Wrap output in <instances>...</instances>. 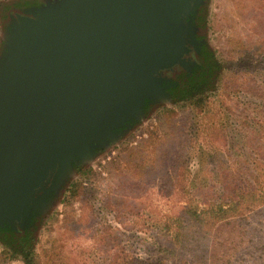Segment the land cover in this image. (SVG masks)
<instances>
[{
	"label": "rangeland",
	"instance_id": "374dc122",
	"mask_svg": "<svg viewBox=\"0 0 264 264\" xmlns=\"http://www.w3.org/2000/svg\"><path fill=\"white\" fill-rule=\"evenodd\" d=\"M54 1L0 0V63L8 49L12 10L25 2L37 8ZM200 10L203 22L197 34L209 50L211 74L191 89L147 100L140 114L117 129L113 139L69 165L33 215L32 250L37 264H117L124 258L200 264L202 251L206 264H264V209L259 212L263 218L245 209L250 215L239 223L242 226L209 230L187 224L183 230L172 224V218L181 216L187 206V195L174 179L182 159L175 157L181 147H193L188 137L179 140L184 127L178 125L189 122L200 99L210 98L207 106L212 108L217 106L215 100L221 109L218 116L203 118V123H215L219 117L249 125H239L226 141L217 129L204 126L199 156L190 169L196 174L194 164L207 159L211 181L204 194H198L200 187L189 193L193 197L189 203L203 208L200 196L217 200L221 195L217 183L222 179L246 190L245 171L236 159L250 167L264 163V0H203ZM241 53H250L254 59L248 64L238 57ZM164 120L165 128L172 129L166 134ZM233 140L242 145L244 155L233 154L239 152L232 147ZM140 162L150 168L148 175L136 169ZM218 164H222L221 172L211 171ZM203 232L210 234L211 241L200 238ZM176 233L183 234L181 244ZM191 234L198 240L191 239ZM9 243L0 237V264H23L22 254Z\"/></svg>",
	"mask_w": 264,
	"mask_h": 264
},
{
	"label": "water",
	"instance_id": "95a60500",
	"mask_svg": "<svg viewBox=\"0 0 264 264\" xmlns=\"http://www.w3.org/2000/svg\"><path fill=\"white\" fill-rule=\"evenodd\" d=\"M203 0H56L14 10L0 63V227L21 230L69 165L165 94Z\"/></svg>",
	"mask_w": 264,
	"mask_h": 264
},
{
	"label": "trees",
	"instance_id": "16d2710c",
	"mask_svg": "<svg viewBox=\"0 0 264 264\" xmlns=\"http://www.w3.org/2000/svg\"><path fill=\"white\" fill-rule=\"evenodd\" d=\"M24 10L32 8L29 2H25L24 6H22ZM21 7V8H22ZM201 10L200 6H196L193 10V12L189 15L188 22L192 26V38L195 43V50L196 54L195 57L197 60H199V68L200 72L197 73V71H194L193 73H187L185 71H178L176 74V77L180 79V83H178L175 87H173L171 90H166L165 92L168 95H174L176 93H179L181 89H191L194 87L195 84H199L201 79L203 80L204 77H207L209 74H211L212 70L211 67L209 68V59L210 54L209 50L205 47V45L202 43V37L197 34V29L200 32V29L202 27V18L200 17ZM238 57H244L245 61L249 63L252 62L254 59V55L250 53H241L238 55ZM233 60H236V58H233ZM198 63V62H197ZM162 85H164L162 83ZM187 89V90H188ZM183 92V91H182ZM210 99V98H209ZM207 98H202L199 101H197L194 106L196 112L194 116L189 120L188 123H181L178 125V127H184L183 131L179 133V140L182 138H187V143L192 144L191 146L181 147V154H177L178 158L175 157V159H182L181 166L178 168V170L175 171L174 179L176 178L175 182L176 185L179 187V189L182 192H185L187 196H184L187 200V206L186 209L183 211L181 216H174L173 221H175L172 224H176L181 229L183 227V230H186L189 225L187 224H198L200 226H203L205 228H213L214 226H228L231 224H237L238 226H242V224H239L241 222L247 221V216L254 213L257 214L260 218H263V215L259 213L262 209H264V163L263 165H256L255 163L252 164L250 167L247 161H242L240 159H236V163L239 164V167L242 168V170L245 171V179L243 178V181L245 182V189L244 186H239L236 184V186H232L231 183H228L227 181L229 179H222L218 181L217 184H219L220 188L219 191L221 192V195L217 200H213V198H209L207 196H200L198 198V203L202 202L204 207L199 208L194 206L192 203H189L193 197L189 195V193L195 192V188L200 187V192L198 194H204V190L207 188V184L211 181L209 178L211 177L207 173H210L207 163V159L200 160L198 163L194 164L196 166V174H191V165L192 161L194 160V157L199 156V148H198V141L200 136L204 133L205 127L217 129L220 133V135L223 137V140L226 141L229 136H232L233 133H235V129L240 125L242 128H247L249 125V122H239L233 121L231 119H228L227 122L222 120L219 117H216L215 123L211 122H205L203 123V118L206 117H212V116H218L220 113V104H218L217 101L212 100L217 104L216 107H208L207 103L211 102ZM146 102V101H145ZM145 106V105H144ZM205 126V127H204ZM166 127V121L164 120L162 129L164 133L166 134L168 131H171L172 129H167ZM117 131V130H115ZM193 141L195 143V146L193 144ZM232 147L237 149L239 152H233V154H236L237 156L244 155L245 151H242V145L238 143V141L233 140ZM145 147V146H144ZM140 147V148H144ZM140 149V150H142ZM163 154H161L162 156ZM181 156V158H179ZM221 166L222 164L215 165L214 168L211 171L217 172V168L221 172ZM136 169L138 172H142V176H146L149 173L150 168H145V164L143 162H140L138 165H136ZM253 173V177H252ZM220 175V173H218ZM141 176V177H142ZM211 179V178H210ZM253 182H252V180ZM261 181V182H260ZM256 186V187H255ZM197 194V193H196ZM221 199V201L219 200ZM263 202L261 204L256 203V201ZM248 209L247 213H250L248 215L245 214V209ZM263 224V220L261 221ZM32 227H33V214L28 217L26 220L23 228L21 230L15 229L11 227L10 225H5V227H0V237L6 238L9 240V244H11L13 247L16 248L18 252L22 254V261L23 264H37V259L35 258V254L32 250L33 244H34V237L32 235ZM197 233V232H196ZM183 234L176 233V241L177 244H181ZM210 234L207 232H203L202 236L200 237L202 240H205V242L211 241V237L208 238ZM191 239L197 241L198 238L191 234ZM208 238V239H207ZM225 241V240H224ZM205 248V247H204ZM204 248H202L204 250ZM200 251V250H199ZM195 249V252H199ZM207 250H205L206 252ZM19 253V254H20ZM5 256L7 253H3ZM173 254V253H172ZM204 251L201 252V262L200 264H206L204 262ZM14 257L11 258V260ZM117 264H166L162 260H135L134 258H124L120 260ZM228 264V262L224 263Z\"/></svg>",
	"mask_w": 264,
	"mask_h": 264
},
{
	"label": "flooded vegetation",
	"instance_id": "af4514ba",
	"mask_svg": "<svg viewBox=\"0 0 264 264\" xmlns=\"http://www.w3.org/2000/svg\"><path fill=\"white\" fill-rule=\"evenodd\" d=\"M21 7H18L16 10L23 11L24 8L23 7L21 8ZM11 13H13V10H12ZM192 60L193 61H192L191 65H190V68L189 69H187V70H178V71H185V72L188 71L187 73H193L194 71H197V73L200 72V68H199L200 62L195 57V54H192ZM178 71L174 72L173 74L168 75L167 80L163 82L164 85H162V87L164 88V91L171 90L178 83H180V79L176 77V74H177ZM33 221H34V219H33Z\"/></svg>",
	"mask_w": 264,
	"mask_h": 264
}]
</instances>
